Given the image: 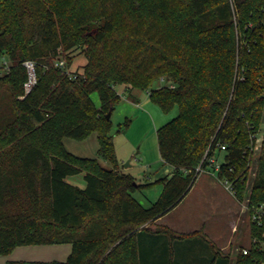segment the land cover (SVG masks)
Segmentation results:
<instances>
[{
    "label": "trees",
    "instance_id": "trees-1",
    "mask_svg": "<svg viewBox=\"0 0 264 264\" xmlns=\"http://www.w3.org/2000/svg\"><path fill=\"white\" fill-rule=\"evenodd\" d=\"M76 50L87 59L81 72L69 69ZM26 60L36 74L28 93ZM158 80L164 85L150 89ZM117 85L149 89L164 111L179 110L157 130L172 172L149 207L133 196L148 183H136L115 157L106 115L120 99ZM262 125L264 0H0V255L69 243L65 260L38 264H181L174 241L198 237L209 247L203 255L212 254L186 264H229L200 230L155 224L223 153L218 177L250 215L252 243L235 264H264ZM94 132L110 168L65 148V137ZM81 172L84 187L67 181Z\"/></svg>",
    "mask_w": 264,
    "mask_h": 264
},
{
    "label": "rangeland",
    "instance_id": "rangeland-1",
    "mask_svg": "<svg viewBox=\"0 0 264 264\" xmlns=\"http://www.w3.org/2000/svg\"><path fill=\"white\" fill-rule=\"evenodd\" d=\"M74 55L69 69L73 72H81L87 59L79 50H76ZM162 85H164V82L158 80L153 82L150 89ZM116 89L120 94V99L115 103L110 115L115 157L120 170L131 174L136 183H148V185L136 190L133 196L143 206L149 207L158 199L162 191L161 178L169 175L172 170V166L160 157L157 130L160 126L175 118L179 110L175 106L170 111H164L150 99L149 89L134 88L131 93L127 91L125 85H117ZM92 98L95 105L100 107L99 94L97 92L93 93ZM263 130L264 125L258 133L257 144L261 141ZM63 142L65 148L77 156L96 158L103 166L108 168L112 166L108 160L100 156L98 152L99 143L95 132L84 139L65 137ZM217 161L218 163L224 161L223 153L220 154ZM256 167L257 162L255 160L249 174V189L255 176ZM206 175L216 179L211 167H206L201 171L196 181L198 182L200 177V181H203ZM66 179L68 182L80 187L85 186L84 172L70 175ZM197 182L187 198L181 201L178 206H175L173 210L166 213L165 217L157 220L155 224L156 226L166 225L176 233L188 234L200 230L216 244V247L223 254L229 256V264H235L237 255L252 243L247 202L246 200L240 202L235 199L234 210L232 213L227 214V210L220 203V200L217 201L216 197L213 199V194L208 195L206 193V186H200L201 184L199 182L197 184ZM221 191H224L230 197L233 195L226 189L224 184L221 185ZM223 196L225 195L223 194ZM227 203L230 206L229 200H227ZM232 222H235L233 228L231 226ZM203 226L205 228L202 229ZM150 227L153 230L155 229V225ZM173 246L180 253L181 264H186L184 260L188 261L194 257V259L203 258L202 251L208 247L204 240L198 237L175 240ZM197 256L199 257L197 258Z\"/></svg>",
    "mask_w": 264,
    "mask_h": 264
},
{
    "label": "crops",
    "instance_id": "crops-1",
    "mask_svg": "<svg viewBox=\"0 0 264 264\" xmlns=\"http://www.w3.org/2000/svg\"><path fill=\"white\" fill-rule=\"evenodd\" d=\"M171 172H172V170H171ZM200 178H199L198 182L200 181ZM196 182L194 183V185L192 186V188L188 192V194L181 201H183L185 198H187V196L192 191L193 187L196 186L195 185ZM198 182H197V184H198ZM219 183L221 185L223 184L217 177H216V179H213L212 176L210 177L208 175H206V177L203 179V181L199 182V184H201L200 186H206V188H207L206 193L208 195L213 194L214 195L213 199L216 197L217 201L220 200V203L223 204L224 208H226L227 211L226 210L225 211L227 214L229 212L232 213V211L234 210L233 209L234 204L236 203L235 202L236 198L234 197V195H232V197H230L227 193H225L224 191H221V185ZM223 194L225 196H223ZM227 200L230 201V206L227 205L228 204ZM220 203H218V204H220ZM178 204L176 206H178ZM165 215L160 217L158 220L165 217ZM234 224H235V222H232V225H231L232 228H233ZM205 226H203L202 229L205 228ZM71 250H72V245L69 243L18 246L10 254L0 255V264H8L9 262H16V261L31 262L32 264H38L40 262H48V261H52V260L63 261L70 254ZM211 254L212 253L209 250L206 251L204 254V258L209 260V257L211 256ZM215 259H216L215 260V263H216L217 261H220L221 258H218V259L215 258ZM207 263H208V261H207Z\"/></svg>",
    "mask_w": 264,
    "mask_h": 264
},
{
    "label": "built area",
    "instance_id": "built-area-1",
    "mask_svg": "<svg viewBox=\"0 0 264 264\" xmlns=\"http://www.w3.org/2000/svg\"><path fill=\"white\" fill-rule=\"evenodd\" d=\"M3 64L5 65V68L8 67L7 60H3ZM58 64L60 66H64V60H61ZM24 66H25L27 73H28V80L24 84V89H25V92L28 93L34 87V85L36 83L35 65H34V62L32 60H26L24 62ZM221 148L224 149L225 147L222 146ZM207 167H211L213 175H215L226 186V189H228L234 195V190L231 186V183L228 180L220 179L218 177V172L220 171V163H218L216 157L213 156L212 158H210V164ZM202 170L203 169H201V171ZM247 208H248V206H247ZM252 219L255 221H258V223L261 222V215H260V212L258 211V209H256L255 212L253 213ZM246 252L247 251L244 250V253H246Z\"/></svg>",
    "mask_w": 264,
    "mask_h": 264
},
{
    "label": "water",
    "instance_id": "water-1",
    "mask_svg": "<svg viewBox=\"0 0 264 264\" xmlns=\"http://www.w3.org/2000/svg\"><path fill=\"white\" fill-rule=\"evenodd\" d=\"M110 115H111V113H108L106 116H107V118H109L110 117Z\"/></svg>",
    "mask_w": 264,
    "mask_h": 264
}]
</instances>
